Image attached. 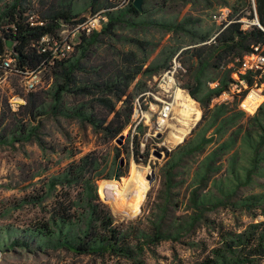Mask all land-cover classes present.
Returning a JSON list of instances; mask_svg holds the SVG:
<instances>
[{"label":"rangeland","instance_id":"rangeland-1","mask_svg":"<svg viewBox=\"0 0 264 264\" xmlns=\"http://www.w3.org/2000/svg\"><path fill=\"white\" fill-rule=\"evenodd\" d=\"M53 1L0 0V13L6 7L22 3L18 10L24 11V17L37 21L43 19ZM132 1L128 0L124 9ZM82 4H77L76 9L83 8ZM234 7L239 9V14L250 15L251 9L256 14V0H145L146 23L119 24L116 36L105 37V43L93 46L89 57L82 60L87 68L95 66L116 50L134 53L137 61L142 62V72L129 84L122 101L109 97L115 111L93 103L91 97L72 94L63 95L60 109L54 110L58 82L51 71L40 73L36 90L30 92L18 72L0 66V264H197L207 258L215 259L216 250H225L226 232L240 234L252 224L264 223V208L247 210L235 205L251 195H264V164L252 184L241 185L234 196L223 198L219 184L214 185L230 177L228 159L234 153H238L241 173L247 163L248 153L238 149L240 138L252 129L250 118L258 111L253 115H238L241 110L237 98L213 100L212 107L228 104L230 113L225 119L230 116L234 119L225 125L222 134H208L213 142L202 153L182 158L171 173L172 186L168 184L172 154L192 138L204 114L200 103L188 93L195 87L190 88L199 63L197 55L222 32L223 23L216 21L214 15L222 9L233 13ZM68 15L63 12L58 20L63 21ZM91 15L88 9L72 18L87 19ZM162 20L188 21L186 30L190 32L177 33L156 22L149 23ZM242 23L245 31L253 25L261 27L256 16L254 20L244 18ZM191 31L208 35V41L201 42L197 33ZM175 61L181 62L183 69L177 77L174 95L164 99L158 95L157 83ZM235 61L224 62L220 69L210 65L197 96L207 88H216L221 79L230 76ZM150 70L156 72L151 74ZM89 75L81 72L77 77L86 80ZM213 78L217 81L209 82ZM31 94L37 107L34 116L31 108L23 107ZM158 100L172 105L165 126L159 130L154 127L162 108ZM83 104L88 107V115L96 116L97 125L67 114L68 109ZM129 109H132L130 123L120 134L114 137L113 132L104 130L110 125L113 130L123 125ZM231 140L239 141L236 149L218 156L212 164L211 179L197 185L194 176L202 161ZM88 155L97 160L94 167L97 192L93 203L98 205L102 216L112 217V230L125 239L128 244L125 247L132 251L129 258L110 253L79 254L52 246L37 248L34 243L20 241L24 240V232L37 222L50 223L54 218L59 222L60 216L69 215L80 234V229H85L86 188L80 189L65 176L70 166ZM205 195L213 197V201L197 209L195 198ZM97 223L95 220L94 225ZM158 231L167 238L160 235L157 238ZM17 241L23 244L14 243ZM253 264H264V259Z\"/></svg>","mask_w":264,"mask_h":264},{"label":"trees","instance_id":"trees-1","mask_svg":"<svg viewBox=\"0 0 264 264\" xmlns=\"http://www.w3.org/2000/svg\"><path fill=\"white\" fill-rule=\"evenodd\" d=\"M81 2H83L84 9L79 8L77 10L76 5ZM133 3L134 0L124 9V6L120 7V2L115 0H54L43 19L37 21L24 17V11L18 10L22 3L6 7L0 13V66L5 68L4 62L8 58H12L14 65L12 70L18 72L22 77L31 73L40 74L51 71L58 82L53 97L54 110L60 109L63 95L72 94L91 97L93 103L102 104L104 107L115 111L109 97L114 96L117 101H122L127 94L129 84L142 72V62L137 61L134 53H120L116 50L95 66L92 65L87 68L85 64H82V60L89 57L88 54L93 46L105 43V37L116 36L115 32L119 24L127 22L138 26L146 23L147 10L143 8L142 11H138ZM88 9L91 10L92 15L104 13L108 17L107 24L102 30L95 31L89 38L83 37L82 43L67 58L63 60L56 59L55 53L51 49L53 42L43 43V38L48 36L52 39L57 38L63 26L74 28L75 25L85 19L74 20L72 17L74 15L79 16V13L81 14ZM233 10L234 12L230 13L226 23L228 25L225 26L216 41L212 45H204L197 55L199 63L193 75V86L190 88L194 85L195 87L202 85L203 75L210 65L213 68L220 69L224 62L230 63L251 53L253 47H264V0H256V14L252 9L250 15L239 14V9L235 7ZM63 12L69 15L63 21H59L58 19L62 18ZM255 16L258 18L261 27L253 25L250 30H243L242 20L244 18L254 20ZM151 22H156L177 33L181 31L190 32V30H186L188 21L179 23L177 21L162 20L150 21L149 23ZM191 33L196 34L197 32L191 31ZM196 36L203 43H206L209 37L200 32ZM9 42H11L10 47H8ZM136 44L141 47L145 46L140 41H136ZM118 58L120 59L119 62L116 61ZM154 70L149 72L154 74L156 72ZM81 72L90 73L89 78L79 80L77 74H81ZM230 76L221 79L216 88H207L204 94L196 96V100L200 103L204 114L197 128L192 132V138L178 147L171 156V161L168 164V171L170 172L168 176L169 186H172L171 173L182 158L202 153L213 142L212 137H208V134L210 133L211 136L222 134L225 125L230 124L234 119V116L225 119L226 114L230 113L228 104L223 103L212 107L213 100L228 91L232 82ZM261 80L264 81V77ZM215 81H217L215 78L209 80V82ZM27 106L28 109L31 108L32 115H36L35 110L37 107L33 101V94L30 95L27 105H23V107ZM87 109L86 104H83L76 109H68L67 114L97 125L96 116L93 114L88 115L86 113ZM40 112H37L38 116L41 115ZM238 115L246 114L240 111ZM131 117L132 109H129L127 120L123 125L118 126L115 130L111 127L113 125H110L105 127L104 130L113 132L115 137L130 123ZM250 119L252 129L246 131L240 138V147L238 148L248 153V157H245L247 163L242 168L243 172L241 173L238 170V153H234L228 159L230 177L221 179L214 184L215 186L219 184L218 188L223 192V198L234 196L241 185L252 184L253 177L258 173L261 164H264V103L256 115ZM238 142L231 140L223 143L219 149L207 156L194 176L195 183L198 185L209 181L211 179L210 175L214 171L212 164L215 159L235 150ZM96 166L97 160L93 155H88L80 163L70 166L65 176L67 181L74 182L80 189L86 188L87 196L85 198L88 201L85 211L87 212V219L84 221L85 229H80L81 234L77 229V224L75 222L73 224L71 218L67 215L68 217L60 216V223L55 218L50 223L37 222L31 228H28L27 232H24V240L20 239V241L26 242L24 244L34 243L37 248L52 246L79 254L87 253L102 256L105 253H110L129 258L132 251L130 248L125 247L128 245L125 239L120 237L118 232L112 230V217L110 215L102 216L98 205L93 203L96 200L97 192L95 181L98 177H94L96 172L94 167ZM212 201L213 197L211 199L209 195H205L201 199L195 198L194 204L197 209H203L208 202ZM220 201L224 203L222 199ZM235 205L238 208L247 210H252L257 206V209H263L264 195H251L239 200ZM95 220L98 225H94ZM78 226L80 227L79 224ZM159 235L161 238H167L160 231H158L157 238ZM20 241L14 243L23 244ZM223 243L225 250H216L215 259L207 258L197 264H253L258 259H264V223L252 224L240 234L226 232Z\"/></svg>","mask_w":264,"mask_h":264},{"label":"built area","instance_id":"built-area-1","mask_svg":"<svg viewBox=\"0 0 264 264\" xmlns=\"http://www.w3.org/2000/svg\"><path fill=\"white\" fill-rule=\"evenodd\" d=\"M120 2V7L125 6L128 0H115ZM230 15L228 9H222L218 14L214 15V19L219 23H223L222 30L227 26ZM108 17L104 13H98L89 16L81 23L70 28L63 26L59 36L52 39L50 36L43 38V43L53 42L51 49L55 53V58L63 60L67 58L75 48L82 43L83 37L89 38L95 31H100L107 24ZM68 32H67V31ZM68 35L66 36V34ZM45 51V50H44ZM4 67L12 70L13 59L8 58L4 62ZM234 69L231 71L232 82L221 98L234 97L239 101V108L245 114L253 115L264 103V82H259V78L264 75V48L260 46L253 47V51L244 55L242 58L236 59ZM183 69L181 62H174V65L168 67L163 72L157 83L159 96L164 99L173 96L174 89L177 88V77ZM40 74H28L23 76L27 91H35L37 88L38 77ZM158 79H156L157 82ZM259 98H262L259 102ZM159 106L162 108L159 116L154 123V127L162 129L168 120L172 105L168 102L160 101Z\"/></svg>","mask_w":264,"mask_h":264},{"label":"water","instance_id":"water-1","mask_svg":"<svg viewBox=\"0 0 264 264\" xmlns=\"http://www.w3.org/2000/svg\"><path fill=\"white\" fill-rule=\"evenodd\" d=\"M144 1L145 0H134V7L138 10V11H142L143 10V5H144ZM11 46V42L8 43V47ZM198 91H199V85H197L192 91H189V96L196 100V96L198 94Z\"/></svg>","mask_w":264,"mask_h":264}]
</instances>
